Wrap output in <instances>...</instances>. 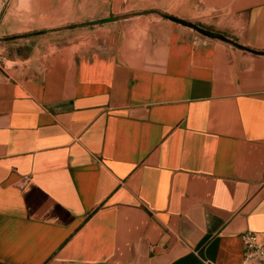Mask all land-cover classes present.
Returning a JSON list of instances; mask_svg holds the SVG:
<instances>
[{
  "label": "crops",
  "instance_id": "0c3cea01",
  "mask_svg": "<svg viewBox=\"0 0 264 264\" xmlns=\"http://www.w3.org/2000/svg\"><path fill=\"white\" fill-rule=\"evenodd\" d=\"M0 38V264H244L264 0H0Z\"/></svg>",
  "mask_w": 264,
  "mask_h": 264
},
{
  "label": "built area",
  "instance_id": "2783aa9c",
  "mask_svg": "<svg viewBox=\"0 0 264 264\" xmlns=\"http://www.w3.org/2000/svg\"><path fill=\"white\" fill-rule=\"evenodd\" d=\"M244 251V264H262L264 259V234L245 231L240 234Z\"/></svg>",
  "mask_w": 264,
  "mask_h": 264
},
{
  "label": "rangeland",
  "instance_id": "374dc122",
  "mask_svg": "<svg viewBox=\"0 0 264 264\" xmlns=\"http://www.w3.org/2000/svg\"><path fill=\"white\" fill-rule=\"evenodd\" d=\"M2 38H0V56L2 55V54H4V57H5V55H7L8 57H12V56H14L15 54L16 55H27V53L29 52V49L27 48V47H16V46H9V47H3L2 48ZM2 52V53H1ZM3 61L2 60H0V65L1 66H10V64H7L6 62H4V63H6V65H4L3 63H2Z\"/></svg>",
  "mask_w": 264,
  "mask_h": 264
},
{
  "label": "trees",
  "instance_id": "16d2710c",
  "mask_svg": "<svg viewBox=\"0 0 264 264\" xmlns=\"http://www.w3.org/2000/svg\"><path fill=\"white\" fill-rule=\"evenodd\" d=\"M192 27L196 29V26H192ZM202 33H204L205 35H208L207 32H202Z\"/></svg>",
  "mask_w": 264,
  "mask_h": 264
}]
</instances>
